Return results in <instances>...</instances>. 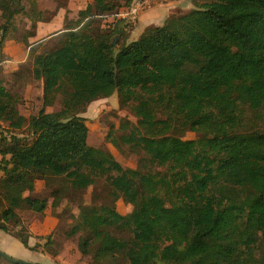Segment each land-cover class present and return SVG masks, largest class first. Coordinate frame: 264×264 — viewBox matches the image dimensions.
I'll list each match as a JSON object with an SVG mask.
<instances>
[{
  "label": "trees",
  "instance_id": "16d2710c",
  "mask_svg": "<svg viewBox=\"0 0 264 264\" xmlns=\"http://www.w3.org/2000/svg\"><path fill=\"white\" fill-rule=\"evenodd\" d=\"M132 1L92 0L47 39L57 44H32L35 57L13 72L21 77L25 65L43 83V105L29 118L0 68V121L27 123L35 135L0 144V230L38 250L28 231L12 229L22 225L19 209L48 206L27 194L36 181H64L57 204L66 188L104 178L133 209L80 206L68 235L80 234L84 254L95 248L93 264H264V126L254 121L264 115V0L195 3L118 47L121 25L88 32L86 20L117 15ZM19 14L32 21L27 45L36 23L53 18L37 0H0V46ZM114 93L137 117L123 126L124 143L143 154L137 168L88 143L81 114ZM59 98L60 109L47 111ZM188 131L205 134L185 139Z\"/></svg>",
  "mask_w": 264,
  "mask_h": 264
},
{
  "label": "rangeland",
  "instance_id": "374dc122",
  "mask_svg": "<svg viewBox=\"0 0 264 264\" xmlns=\"http://www.w3.org/2000/svg\"><path fill=\"white\" fill-rule=\"evenodd\" d=\"M168 1L174 0H157L148 8L159 2L165 3ZM207 1L211 0H193V5L187 3L183 7L178 6L173 12L188 11L196 5H200ZM90 2V0H78L73 4L70 3L71 7L68 6L64 12V25L66 21L78 20L80 17L79 12L86 9ZM113 2H117V0H113ZM118 2H121V0H118ZM126 9L125 6L119 8L120 11ZM25 17L26 15L24 14H19L15 17L13 28L10 29L8 38L5 40L4 44L0 46V62L5 60V62L12 63V59L18 60L24 56H30L31 58L35 57V48L29 47L23 40V38L26 37L28 30L25 26ZM138 18L139 16L135 22H132L121 18L119 15H110L106 17L96 15L89 20H86V22L89 21L90 25L88 27V32L93 35H98L102 33L103 30L114 29L118 25H122L124 30L120 33L117 32L115 37V44L116 47H118L119 44H117V42L122 43L127 37V40L129 41L130 33L134 29ZM2 21L3 20L0 17V23ZM56 32L58 31L54 30L42 38L46 43L45 46H53L57 44L58 37H54L47 41V39ZM6 41L11 44L13 56L2 53L3 48L6 46ZM23 68V75L21 77L15 78L13 73L10 72H3V75L1 76L7 81V86L12 93H15L18 96V109L20 113L29 118L31 115L36 114L43 105V83L40 80L33 78V75L30 72L31 70H28L25 65ZM60 106L59 98L54 106L47 108V111L59 110ZM81 115L86 117V123L89 127L88 143L90 145L110 151L124 167L137 168L140 166V160L143 154L134 150L123 141V137L128 133V130L123 126L131 127L132 124H136L137 117L134 116L129 107H124L120 104L117 93H114L110 97L91 102L86 108V111ZM254 121L257 125L264 126V115L262 114L261 117ZM204 134V132L188 131L185 133L184 138L196 139L204 136ZM13 136L22 138V140L27 143H30L35 138L33 131L29 128L27 123L21 128H14L10 126L9 123L0 121V144L4 142V138L9 141ZM2 158L3 156L0 153V160H2ZM156 169L158 171L163 170L161 167H156ZM63 185V180H37L35 190L27 194L46 197L48 199L47 208L43 213H36L27 208L19 209L18 212L22 219V225L20 227L12 224V229L17 231L21 230L23 227L24 231H28L31 234L29 239L30 244L32 246L35 245V247L43 248V251H46L54 257V263L56 264H93L96 251L95 248H90L89 252L84 254L78 245L80 234L75 236L68 235L70 228L77 222L80 206L82 204L106 205L108 208L116 210L122 214L129 213L133 209V206L124 201L119 193L111 191L110 186L104 178H99L95 184L90 185L84 190L66 188L59 195L60 199L56 204L57 201L55 200L54 192L58 189L62 190ZM162 194L168 196L164 191ZM3 205L4 201L0 196V209H2ZM0 233H5V231L0 230ZM0 249L3 250L1 243ZM33 256H35V254L29 250H24L15 254L16 258L27 261H31L30 259H32ZM0 264L12 263L8 262L3 257H0Z\"/></svg>",
  "mask_w": 264,
  "mask_h": 264
},
{
  "label": "crops",
  "instance_id": "0c3cea01",
  "mask_svg": "<svg viewBox=\"0 0 264 264\" xmlns=\"http://www.w3.org/2000/svg\"><path fill=\"white\" fill-rule=\"evenodd\" d=\"M76 1L78 0H63V1L37 0L38 8L40 10H45V9L51 10L53 14V18L49 21H38L36 23L34 34L28 37V42H30V45L28 46L32 48V44L41 41L42 38L48 33H51L54 30H57V31L62 30L64 28V20H65L64 12L68 8V6L71 7L70 3L73 4ZM187 3H191L192 5L194 4L193 0H174V1H168L165 3L159 2L155 4L154 6L148 8L147 10L143 11L139 15L138 21L136 22L134 29L130 33L129 41L136 40L137 38H139V36L141 35V33L144 31V29L147 26L152 25V24H155V25L163 24L164 21L167 19V17L173 12V10L176 7L178 6L183 7ZM24 21H25L26 28L29 29L32 23L31 19L26 16ZM12 52L13 51L11 50L10 42L6 41V46L3 48L2 53L13 56ZM29 57L24 56L18 60L12 59V63L5 62V60L1 61L0 68H1L2 73L3 72L13 73L14 71L18 70L20 65L24 63ZM0 243L3 246V250H5L7 253L11 254L14 257L16 253L18 254L24 250L25 251L29 250L35 254V256H33L32 259H30L31 261L43 262L47 264H56L54 263L55 262L54 257L50 255L49 253H47L46 251H43V248L38 247V250L28 248L20 241V239L12 236L11 234L7 232L0 233ZM29 244H30V240H29Z\"/></svg>",
  "mask_w": 264,
  "mask_h": 264
},
{
  "label": "built area",
  "instance_id": "2783aa9c",
  "mask_svg": "<svg viewBox=\"0 0 264 264\" xmlns=\"http://www.w3.org/2000/svg\"><path fill=\"white\" fill-rule=\"evenodd\" d=\"M157 0H133L126 10L121 11L117 15L128 21L135 22L139 14L152 5Z\"/></svg>",
  "mask_w": 264,
  "mask_h": 264
},
{
  "label": "water",
  "instance_id": "95a60500",
  "mask_svg": "<svg viewBox=\"0 0 264 264\" xmlns=\"http://www.w3.org/2000/svg\"><path fill=\"white\" fill-rule=\"evenodd\" d=\"M115 37L113 40L114 45H116L115 44ZM0 257H3L4 259H6L8 262H10L12 264H47V263H43V262H35V261H27V260L18 259V258L12 256L11 254H9L6 251L1 250V249H0Z\"/></svg>",
  "mask_w": 264,
  "mask_h": 264
}]
</instances>
